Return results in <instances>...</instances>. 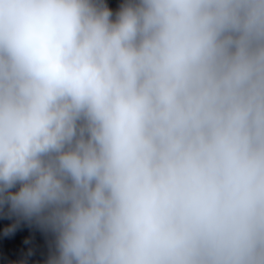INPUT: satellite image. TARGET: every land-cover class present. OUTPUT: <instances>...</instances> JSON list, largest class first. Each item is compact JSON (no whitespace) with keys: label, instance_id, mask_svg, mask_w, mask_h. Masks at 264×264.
Wrapping results in <instances>:
<instances>
[{"label":"clouds","instance_id":"9594fccd","mask_svg":"<svg viewBox=\"0 0 264 264\" xmlns=\"http://www.w3.org/2000/svg\"><path fill=\"white\" fill-rule=\"evenodd\" d=\"M4 207L48 264H264V0H0Z\"/></svg>","mask_w":264,"mask_h":264}]
</instances>
